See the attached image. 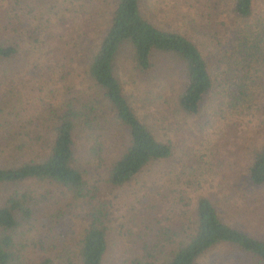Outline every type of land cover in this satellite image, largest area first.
Wrapping results in <instances>:
<instances>
[{"label": "trees", "instance_id": "16d2710c", "mask_svg": "<svg viewBox=\"0 0 264 264\" xmlns=\"http://www.w3.org/2000/svg\"><path fill=\"white\" fill-rule=\"evenodd\" d=\"M90 1L73 0L72 6L85 9ZM143 3L116 0L96 39L87 43L77 35L76 59L69 60L76 63L72 67L67 62L66 69L59 65V54L69 53L59 43H49L53 33H42V27L58 23L57 11L39 12L37 20L30 19L32 11L24 0H0V29L6 32V39L0 40V133L5 146L0 152H13V159L0 162V186L5 188L0 197V264H20L22 248L29 241L42 247L65 219L79 225L70 258L58 237L60 247L50 243L46 249L65 264H103L108 243L118 234L125 242L130 240L123 245L129 250L125 252L129 258L123 259L128 264H199L219 247L264 264V241L224 222L205 195L190 203L179 192L172 194L180 205L172 217L180 220L175 225L167 223L169 218H163L155 200L144 195L136 207L127 208L130 216L125 223L124 215L116 221L113 197L106 193L172 153L171 142L161 137L157 119H149L148 108L136 93L153 105L166 96L181 115L194 116L214 83L219 87L227 83L224 108L232 114L235 108L247 109L252 95L245 92V80H252L248 77L256 70L254 62L264 58V12L255 11V0H231L233 15L244 21L253 16L254 23L240 29L230 43L217 42L214 68L183 32L149 22L141 12ZM82 27L88 36L87 26ZM124 51L128 59L123 65ZM32 53L35 57L27 62ZM17 57L23 61V71L15 69ZM124 67L135 73L137 81L130 82L145 89L125 91L119 75ZM18 74L28 81L16 78ZM59 83L68 92L64 98L54 94ZM74 83L76 89L70 91ZM20 88L25 94L19 100ZM43 91L45 97L39 95ZM30 95L37 103L31 110ZM38 149L41 152L32 158L29 152ZM246 177L251 185L264 182V141L252 149ZM31 230L35 233L28 237ZM41 264L58 263L45 257Z\"/></svg>", "mask_w": 264, "mask_h": 264}, {"label": "rangeland", "instance_id": "374dc122", "mask_svg": "<svg viewBox=\"0 0 264 264\" xmlns=\"http://www.w3.org/2000/svg\"><path fill=\"white\" fill-rule=\"evenodd\" d=\"M62 1L64 0H24L32 11L29 15L30 19L34 17L37 20L40 16L39 12L52 9L57 11L60 16L58 23L55 26L42 27L44 30L42 33L46 35L48 31L53 33L54 36H51V42L48 40L49 43H54L55 46L59 43L60 47L69 53L59 54V65L63 64L62 67L65 66L67 69V62H70L72 67L76 63L75 60L72 62L69 60L73 56L76 59L75 54L78 48L73 44L76 40L79 41L77 35L81 34V38L87 43L88 40L92 42L96 39L99 32L106 27L116 0H91L85 9H80L77 5L72 6L73 0ZM67 2L70 4L68 5ZM255 3V11L264 12V0H255ZM141 12L149 22L160 29L176 33L183 32L197 45L211 68L217 65L215 62L217 42L230 43L240 29H247L254 23L253 16L245 21L234 16L231 12V0H144ZM82 23L89 30L88 36L81 31ZM5 39L6 32L0 29V40ZM78 45L82 46V41ZM50 46L53 47L52 44ZM55 52L58 54L61 50ZM34 57V53L29 54L26 57L27 62ZM120 58L124 65L128 59L127 51L120 53ZM13 63L17 71L20 69L23 71V61L19 57ZM0 66L3 65L0 64ZM252 67L256 69L251 71V76L248 77L252 80H245V92L251 93L252 98L248 104H245L247 109L235 108L232 114L224 108L225 98L222 92L227 90V83L220 84L221 87L214 83L212 93L206 97L201 111L194 116L181 115L175 109L171 99L166 96L157 98L158 104L153 105L141 99L142 96L139 95L142 94L141 92L136 93L140 101L148 108L149 119L152 121L157 119L156 123L160 129L157 131L161 137L164 136L163 139L171 142L172 153L167 159L144 168L128 184L106 193L110 199L113 197V213L116 215L117 222L121 221V216L124 215L125 223V218L130 216V209L127 208L136 207V201L144 195L146 198L149 196V199L152 197L155 200L153 202L158 204L157 206L164 213L163 218H169L167 223L175 225L180 220L172 217L175 212L177 213L180 205L176 198L174 202L172 194L178 196L179 192L186 202L190 199V203L195 196L205 195L214 204L218 216L224 222L264 241V182L251 185L246 177V166L252 149L264 141V58L262 63L254 62ZM128 70L125 67L119 70L125 91L132 92L131 88L135 91L141 87L145 89L144 86L133 85L130 82V79L137 80L135 73ZM16 78L22 82L28 81L25 78L22 79L20 74ZM59 85V87L55 86L54 94L64 98L68 92L66 94L63 91L65 85L61 86L60 83ZM76 86L77 83H74V88H70V91H74ZM24 91L20 88L19 100L24 98ZM45 92L39 95L45 97ZM32 93L36 95L33 91ZM30 97L32 98L28 100L27 106L31 110L37 103L32 95ZM46 102L48 103L47 100ZM26 112L29 114L30 111ZM1 138L0 133V149H4L5 146H2L4 140ZM40 152L41 149L35 152L31 150L29 155L33 158ZM12 153L0 152V162L5 163V160L13 159ZM188 179L192 183L186 184L185 181ZM4 190L5 188L0 186V197ZM106 194L105 197H107ZM64 224L66 226H63ZM78 226L71 225L70 221L65 219L56 224L57 230H53V237L42 247L40 244L32 245L29 241L28 245L22 248L23 258L20 264H41L45 257L51 258L53 263L65 264L63 261L56 260L53 257L54 253L46 249L50 243L60 247L56 241L58 237V241H62L70 258L73 252L72 238L77 237ZM59 231L62 232L60 235ZM31 233L34 234V230L28 233V237ZM114 237L116 241L112 239L108 243L103 264H128L129 261L124 263L123 259L129 258L126 254L129 250L123 245L124 243L128 245L130 240L125 242L119 234ZM166 248L169 246L167 245ZM199 264H253V261L229 248L219 247L209 251L199 260Z\"/></svg>", "mask_w": 264, "mask_h": 264}]
</instances>
